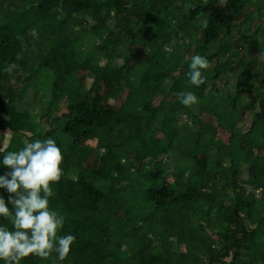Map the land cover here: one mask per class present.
Segmentation results:
<instances>
[{
  "label": "trees",
  "instance_id": "obj_1",
  "mask_svg": "<svg viewBox=\"0 0 264 264\" xmlns=\"http://www.w3.org/2000/svg\"><path fill=\"white\" fill-rule=\"evenodd\" d=\"M149 1L143 0V7L139 5L141 0H0V114L14 113L13 105L24 99L29 88L40 87L41 90L48 72L60 75L71 48L77 45L79 34L85 30L87 37L77 52L78 57L94 63V71L101 72L102 81L112 83V53L107 54L102 48L95 54L88 51L98 41L104 38L108 40L104 30L108 27L107 23L114 28L109 33L110 38L117 34L116 40H111L112 44L126 39L135 41V32L129 26L144 19L150 10ZM262 1L228 0L223 5L221 0H207L205 3L194 0L192 6L186 7V13L178 14L177 9L185 6L186 0L184 4H178V0H161L166 13L161 20L162 26L167 24L168 19L174 28L172 33H166L157 47L161 50L167 48L170 56L166 63L168 72L154 86V90H157L160 84H165L173 100V104H169L171 112H167L163 119L179 121L172 113L182 105L177 94L190 91L198 97L199 103L186 108L200 117L201 125L216 126L222 117L220 113L225 112L223 117L228 120L230 128L217 125L215 135L226 133L227 140L245 138L250 129L264 120V96H256L241 86L247 85L246 75L256 64L264 65V59L259 55L263 51L264 40L260 44V36L264 31L260 33L257 29L262 20L256 19L257 12L249 15V11L256 10V7L262 5L264 8ZM10 6L19 8V12L10 15ZM202 17L206 20L204 25L200 24ZM88 18L92 23L88 24ZM251 23L255 25L254 29ZM197 25L202 35L201 41L198 49L195 47L191 53L201 50L209 60L212 67L204 71V76L206 82L209 79L211 82L208 89L203 88L207 85L205 82L199 87L191 85L181 90L178 83L184 75L183 63L188 57L181 64L176 62L172 58L175 48L171 47L170 42L184 27H192L193 31ZM234 25L237 27L233 28ZM33 29L36 30V37L32 35ZM213 43L218 45L217 50L209 53L208 45ZM6 53L8 56L4 62ZM220 53H223L225 64L229 63L236 71L239 68L242 70L241 78L236 74L235 86L230 84V78H226L224 89L219 88L220 76L216 72L218 64L215 58ZM13 63L18 65L16 70L11 74L3 71ZM174 66L179 74H175ZM261 70L264 72V66ZM252 83L257 88V81ZM248 91L254 99L248 100ZM111 93L112 90L103 87L97 92H87L79 102L72 104L53 101V97L48 99L44 95L43 104L46 100L50 101L48 111L34 122L25 117L32 128L20 136L16 151L24 147L22 140L28 132L31 134L29 142L44 140L46 134L48 138H57V145L63 154V175L51 185L54 195L49 198V207L65 216V223L58 235L72 234L76 241L63 262L55 259L56 254L53 253L47 259L30 255L21 264H53L54 259L55 264H125L104 255L101 240L105 236L88 227L94 219L105 218L102 205L114 185L123 191L139 189L140 196L145 198L143 202L135 198L130 204L132 211L127 214L114 212L108 215V219L119 220L116 229L125 235H133L131 231L136 230V226L142 229L136 238L137 249L127 254L130 259L128 264H264V229L257 226L264 223V179L254 181L249 178L251 165L256 162L249 158L240 161L241 157L235 159L231 153L209 149L220 164L219 170L212 173L209 184L186 178L180 169H175L173 175L167 178L162 170L139 158L137 164L117 163L113 170L103 166L94 167L97 162L90 159L93 153L92 149H88L87 142L110 110L101 109L97 104L103 97L109 102ZM212 95H216V98L211 107L206 100ZM166 99L160 101V106L165 104ZM78 103L87 104L88 107L76 106ZM51 108L61 114L64 123L62 130L42 129L41 121L49 118ZM145 109L147 113L157 111L152 104ZM236 111H239L238 118L233 116ZM248 112L252 116L251 121L247 118ZM245 117L248 126L244 124ZM57 120L58 117L50 116V121ZM2 128L9 130L10 126L5 124ZM242 129L245 134L241 133ZM194 144L197 146L198 142ZM5 154L0 150V175L8 171L2 163ZM222 192L223 195L231 194V198L226 199ZM5 224L12 229L10 221L7 220ZM171 253H176L174 259L169 258L168 254ZM0 264L4 262L0 261Z\"/></svg>",
  "mask_w": 264,
  "mask_h": 264
},
{
  "label": "rangeland",
  "instance_id": "obj_2",
  "mask_svg": "<svg viewBox=\"0 0 264 264\" xmlns=\"http://www.w3.org/2000/svg\"><path fill=\"white\" fill-rule=\"evenodd\" d=\"M26 1L29 0H23V2ZM142 1L143 0H141V2ZM178 1H180L177 2L178 4H184L185 2V0ZM195 1L207 2V0ZM160 2L161 0H150V10L146 12L144 19L136 25L131 24L129 26V28L135 32V41L126 39L123 40L124 42H120L116 45L110 42L108 43L107 40L98 41L96 43L99 45L98 49L102 48L107 54L112 53L110 58L112 62L117 61L119 65H124L123 74L126 76V80L123 82L122 88L119 89L112 83L103 84L100 81H98L95 86H91V88L96 91H100L105 87L118 94L116 98L115 94H113L109 102L103 97L101 102L97 104L99 108H109L111 111H107L102 125L95 130V133L87 142L88 149H92L93 153L90 159L97 162L94 167L103 166L106 167L105 169L113 170V166H116L117 163L127 165L137 164V158H139L155 167V169L162 170L167 178L173 175L175 169H180L186 178L197 180L203 184H209L212 179V173L218 171L220 168L219 162L212 155V152L209 151V149H213L216 151H223V153H231L234 155L235 159L241 157L240 161L244 158L253 159L256 164L251 165L253 167L250 170L249 178L254 181H262V179H264V120L252 130L250 129L245 135V138H230V140H227L228 135L226 133L215 135L218 129L217 125L224 126L227 129L230 128L228 120L223 117L225 116V112L220 113L219 116L222 117L220 118L219 124H215L217 127H209L208 124L205 126L201 125L200 117L183 105H179L177 109L172 111V113L179 118V121L163 119L165 118L164 116L167 115V112H171L169 104H173V100L167 87L164 86V83V85L160 84L157 90H154V86L158 83L160 77L168 72L166 63L169 62L170 56L167 54V48L161 50L157 47L161 40L166 37V33H172L174 28H172L171 22L167 21L168 19L166 20L167 24L165 22L166 25L162 26L161 20L165 17L166 13H164V6L161 5ZM107 3L108 5L110 4L109 1H107ZM177 3H174V5ZM193 4L194 0H186L185 6H181V8L177 9V13H186V7H190ZM262 4L264 6V0ZM139 5L145 7L143 2ZM165 5H167V3H165ZM19 10L20 9L17 7L10 6L8 13L13 16L16 15ZM252 12H257L255 17L258 21L262 20L257 26V29L258 32L263 33L264 8L262 5L256 7V10L249 11V15H251ZM101 20L102 24H104V19L101 18ZM89 22L92 23L91 18H89ZM205 23L206 20L202 17V23L200 24L204 25ZM107 25L108 27H105L106 29L104 30L109 34L114 31V28L110 23H107ZM89 26L90 25H88V27ZM236 27L237 25L233 26V28ZM251 28H255L253 23H251ZM191 29L192 27H184L180 34L171 39L170 42L171 47L175 48L172 53V58H174L176 62L181 64L183 62L182 60L188 57L183 63L185 68L184 75L178 83V87L181 90L192 85L186 75L189 71L191 57L194 55H204L201 50H198L196 53H191L195 47L198 49L202 36L198 30V25L195 26L193 31ZM84 32L79 34L77 45L75 44L73 51L83 46V36L87 37ZM4 34L7 35L6 32H4ZM116 35L117 34H114L112 36V41L116 40ZM260 40V44H262L264 34L260 36ZM163 41H166V39ZM180 43H182L183 46L180 47ZM119 45H126L122 52L115 51V46ZM208 46L209 53H212L217 50L218 45L213 43ZM222 55L223 53H220L218 57L215 58L218 64L216 72L220 76L218 79L220 89H224L226 78H230V84L235 86L237 76L241 78L240 73L242 71L240 68L237 71L232 69L229 63L225 64L224 56ZM7 56L8 53L3 57L4 62H6ZM84 64L85 66L82 64V61L71 62L74 71L70 83L81 81L83 77L86 78L88 74L93 72L91 63L86 61ZM1 66L4 67V64ZM263 66L264 65L261 63L256 64L246 75V81H248L247 85H241L245 87V89L248 88L251 90L256 96L260 94L264 96V72L261 70ZM174 72L175 74H179L176 66H174ZM254 81H257V88L252 83ZM210 82V79L207 80V85L205 84L203 88L208 89ZM53 85L57 101L60 99L69 100L71 101L70 104H72L85 95L84 92H82V96L72 92L69 94L70 90L68 86L70 87V84H68L67 74L61 75L54 80L52 84H47V86L51 87V90ZM49 87H44L43 89L45 90L41 92H39L40 87H36L35 89L29 88L26 91L24 99L13 105L15 108L14 113L7 115L1 112L0 150H3L5 153L16 151L20 136L26 130L31 131L32 128L31 125L26 122L25 117H28V121L34 122L36 119L39 120L45 111H48L50 101L46 100L45 104H43V99L45 98L44 94L49 92ZM199 94L201 95L202 91H200ZM247 97L248 100L254 99V97L250 96L249 91L247 92ZM163 98L167 99L165 104L160 106V101ZM215 98L216 95L208 97L206 104L212 107L214 105L213 99ZM149 104H152V107L157 109L156 113H147L145 108ZM75 105L88 107V105L84 103ZM50 111L48 115L49 118L41 121L42 129L45 127L46 130L49 128L56 129L57 131L62 130L64 123L61 119V114L54 112V108H51ZM50 116L58 117V120L50 121ZM233 116L238 118L239 111L234 112ZM247 118L249 121L252 119L249 112ZM5 124L10 126L9 130L2 129V126ZM244 124L248 126L247 119L244 121ZM180 125H182V127ZM241 133L245 134V131L242 129ZM30 135L29 132L26 133L22 140L23 143L29 142L28 138ZM46 139H48L47 134ZM54 140L57 143V138H54ZM195 142H198L197 146H194ZM202 165H204V167ZM96 178L97 177H94V179ZM133 183L137 184V181ZM259 191L261 192V190ZM5 194L6 191L0 189V195L5 197ZM223 196L226 199L231 198V194L225 193ZM135 198L142 202L145 200L143 195L140 196L139 189L135 191H123L118 190L114 185L107 193V198L102 205V212L105 218L103 220L94 219L93 224L88 226L99 235L105 236V238L101 240L103 254L119 263H129L130 259L127 254L137 249L138 243L136 242V238L139 236V231L142 229L136 226L137 231L135 229L131 231L133 235H125L121 230L116 229L118 226L116 224L119 223V220L115 218L108 219V215L114 212L120 214L131 212L130 204ZM123 205L124 207H122ZM9 207H11V205H9ZM155 215H158V213H155ZM7 220L6 218L0 217V224L6 226L5 222ZM9 221L10 220H8V222ZM247 224L254 226L250 222H247ZM257 226L264 229V223L258 224ZM205 240L208 241L206 238ZM168 256L170 259H174L176 253L168 254Z\"/></svg>",
  "mask_w": 264,
  "mask_h": 264
},
{
  "label": "clouds",
  "instance_id": "obj_3",
  "mask_svg": "<svg viewBox=\"0 0 264 264\" xmlns=\"http://www.w3.org/2000/svg\"><path fill=\"white\" fill-rule=\"evenodd\" d=\"M221 3L226 5L228 0H221ZM32 35L36 37L35 29ZM259 55L264 58V51ZM210 67L206 57L192 56L186 74L190 84L196 87L204 84V71ZM17 68L18 65L14 63L8 64L3 71L11 74ZM177 95L185 107L199 103L193 92ZM2 163L8 171L0 175V189L8 195L7 202L0 195V217L10 220L13 227L10 230L7 226H0V261L4 264H21L30 255L47 259L55 253V259L63 262L76 237L72 234L58 235L65 223V216L49 207V198L54 195L51 185L63 175L61 149L52 138L37 139L26 142L18 151L7 152Z\"/></svg>",
  "mask_w": 264,
  "mask_h": 264
},
{
  "label": "crops",
  "instance_id": "obj_4",
  "mask_svg": "<svg viewBox=\"0 0 264 264\" xmlns=\"http://www.w3.org/2000/svg\"><path fill=\"white\" fill-rule=\"evenodd\" d=\"M28 2V1H26ZM76 20V18H74ZM77 21V20H76ZM88 24L90 23L89 22V18L87 20ZM93 25V24H92ZM99 26V25H97ZM101 27V26H99ZM103 28V27H101ZM105 29V28H104ZM107 35V33H106ZM85 38L83 36V42H85ZM104 40H107L106 38H104ZM103 40V41H104ZM108 43L111 42V38H110V34H108ZM120 42H124V41H120ZM119 42V43H120ZM117 43V44H119ZM125 44V43H124ZM116 45V44H115ZM75 47V44L74 46L71 48V51H70V54H69V57L66 59V61L63 63V69H62V72L60 75H55L54 73L52 72H48L47 73V80L46 82L43 84L42 88L40 91L42 90H45L43 89L44 87H49L47 86L48 83L52 84V82L54 80H56L58 77H60L61 75H64V74H67V78H68V84H70V87L68 86L69 88V94L72 93H77L79 96H82L84 92L85 94L87 92H97L96 90L92 89L91 86H95V84L100 81L101 83H108V82H103L102 79H101V72H95L94 71V63H91L92 66H91V69L93 70V72H91L90 74H88L85 77H83V79L81 81H78V82H75V83H70V80L72 78V73L74 71V67L71 65V62L74 63L76 61H82V64L85 66V62L87 61L86 59H83V58H79L78 55H77V52L80 51L81 47L78 48L76 51H73ZM99 45L97 44H94L92 45V47L89 49V54H95V53H98L99 52V49H98ZM126 47L125 46H115L116 48V52H122V50ZM89 62V61H88ZM90 63V62H89ZM110 65L111 67L114 68V81L112 82V84H114L115 87L117 88H122V84L123 82H125L126 80V76L123 74V71H124V65L121 64L119 65L117 61L115 62H112L110 61ZM50 90H48L49 92H46L44 95L50 99L51 97H53V101H57L56 100V93H55V90H54V85H53V88L51 90V87H49ZM30 92H33V91H30ZM36 93V92H35ZM113 94H115V98L118 96V94H116L114 91H112V93L110 94V97L113 96ZM82 98H80L78 101L76 102H79ZM58 101H66V100H63V99H60ZM68 102H71L69 100H67ZM75 103V102H74ZM2 129H7V128H2ZM8 130V129H7Z\"/></svg>",
  "mask_w": 264,
  "mask_h": 264
}]
</instances>
